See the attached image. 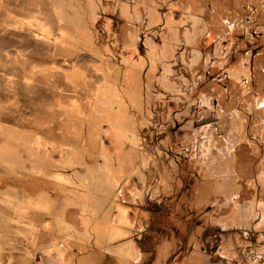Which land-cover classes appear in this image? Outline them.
Instances as JSON below:
<instances>
[{
	"label": "rangeland",
	"instance_id": "rangeland-1",
	"mask_svg": "<svg viewBox=\"0 0 264 264\" xmlns=\"http://www.w3.org/2000/svg\"><path fill=\"white\" fill-rule=\"evenodd\" d=\"M0 264H264V0H0Z\"/></svg>",
	"mask_w": 264,
	"mask_h": 264
}]
</instances>
